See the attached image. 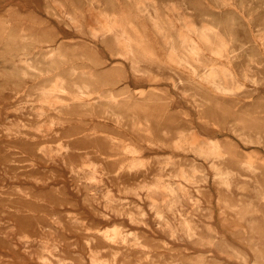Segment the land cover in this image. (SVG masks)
Listing matches in <instances>:
<instances>
[{
    "label": "rangeland",
    "instance_id": "374dc122",
    "mask_svg": "<svg viewBox=\"0 0 264 264\" xmlns=\"http://www.w3.org/2000/svg\"><path fill=\"white\" fill-rule=\"evenodd\" d=\"M0 264H264V0H0Z\"/></svg>",
    "mask_w": 264,
    "mask_h": 264
},
{
    "label": "bare ground",
    "instance_id": "6f19581e",
    "mask_svg": "<svg viewBox=\"0 0 264 264\" xmlns=\"http://www.w3.org/2000/svg\"><path fill=\"white\" fill-rule=\"evenodd\" d=\"M190 29V28H189ZM194 32V31H193ZM198 33V32H197ZM196 33V34H197ZM200 35V34H199ZM123 37H124V39H126L127 41H128V43L131 45V47L132 46H135L139 51H141V52H144V48H143V41H141L140 39V37H133V36H128V35H125V34H123L122 35ZM192 36V35H191ZM122 37V38H123ZM193 38V37H192ZM122 40V39H121ZM189 41V40H188ZM126 45V44H125ZM129 45V46H130ZM220 45V44H219ZM194 46V45H193ZM188 47H189V45H188ZM187 47V48H188ZM262 47H263V45H262ZM196 48V47H195ZM218 51V50H217ZM222 51H224V47H221L220 48V50L218 51V56L219 57H221L222 59L224 58V53L222 52ZM133 52V51H132ZM135 52V51H134ZM134 55V54H133ZM184 62V61H183ZM190 67V66H189ZM190 69H192L191 71V74H187L186 73V78H188V79H192V80H201V79H203V78H205L206 80H208V81H211V80H209V79H207V78H210L211 79V76L212 77H215L214 76V73H218L217 74V76H222V71H217V69H211V68H209V67H205V68H202V69H199V68H192V67H190ZM220 79H222V78H220Z\"/></svg>",
    "mask_w": 264,
    "mask_h": 264
}]
</instances>
